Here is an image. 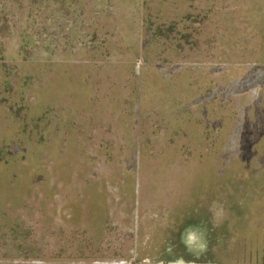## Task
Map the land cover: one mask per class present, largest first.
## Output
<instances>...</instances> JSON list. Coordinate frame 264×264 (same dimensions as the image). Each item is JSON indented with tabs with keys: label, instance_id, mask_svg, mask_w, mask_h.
Masks as SVG:
<instances>
[{
	"label": "rangeland",
	"instance_id": "rangeland-1",
	"mask_svg": "<svg viewBox=\"0 0 264 264\" xmlns=\"http://www.w3.org/2000/svg\"><path fill=\"white\" fill-rule=\"evenodd\" d=\"M97 1L0 0V140L22 138L0 148L50 174L17 196L0 186V264H253L264 247V0H152L165 36L146 47L150 60L129 46L138 32L104 27L131 20L135 1ZM40 64L53 68L39 78ZM87 66L103 101L46 102L53 116L36 126L34 94ZM147 72L145 97L129 92ZM241 103L247 116L233 126ZM228 130L252 139L248 157L239 146L222 160ZM95 189L105 210L89 213Z\"/></svg>",
	"mask_w": 264,
	"mask_h": 264
},
{
	"label": "trees",
	"instance_id": "trees-1",
	"mask_svg": "<svg viewBox=\"0 0 264 264\" xmlns=\"http://www.w3.org/2000/svg\"><path fill=\"white\" fill-rule=\"evenodd\" d=\"M136 1L135 3H137V1L139 2L140 0H134ZM142 1V9L145 7V9L143 10V22L144 25L146 27V29L149 32H138V34L136 35V41L133 45H129L131 49H141L145 52L144 55L146 56L147 60H150L149 55H152V52L150 53V51H148L146 49V47H148V44H150L151 42H157L160 43L159 39L161 40L162 36H165V32H160L161 30L157 27L156 25V20L157 18L155 16H160L162 17L160 14L157 13V9H151V2L152 0H141ZM154 2L156 0H153ZM144 3V4H143ZM164 17V15H163ZM162 17V18H163ZM189 17V16H188ZM187 17V18H188ZM164 22V21H163ZM168 24V23H167ZM171 28H173V24L170 23ZM170 30V29H169ZM149 39V40H148ZM151 41V42H150ZM160 44H158L157 46H159ZM150 48V45H149ZM155 52L156 58L152 59V61L158 59V56L161 55V53H157ZM149 54V55H148ZM41 63V62H40ZM21 65V64H20ZM52 64H40L38 67L40 68V70L38 71V77L40 78L41 75L50 72L47 70H52ZM88 67L86 68V73H80L79 76H70V80H66L65 78L62 77H58V83L57 86H53L51 81H48L47 84H49L47 90L48 92L47 95L46 93H41V94H34L36 97V103L35 105L33 104V110H29V112L31 113V118L35 120V125H38V121H42V119L44 117H46V115L49 117L53 116V112L52 109L53 107H46V102H53L51 103L52 106H54L53 104L63 98H66L68 96V100L70 101V99L72 98L73 101L78 105H84L85 102L90 99H92V101L96 100L94 97V94L92 92V87L93 85L91 83H88V79H90L91 76H93V74H90V71L88 72ZM133 75H135L134 71H131ZM51 74V73H50ZM50 74L48 76H50ZM129 74V72H128ZM152 73L147 72L146 73H142L139 77L138 83H137V79L133 80L131 82H129V84H127L128 87V91H135V90H140L142 93V98L145 97V94L148 93V89H150V87H152V83L153 81H150V79L152 78ZM26 79H30L31 76L30 74L26 76ZM57 78V76L55 77V79ZM92 81V80H91ZM26 82V80H25ZM72 85H69L70 83ZM9 83L11 85L12 80H9ZM78 83L80 86L79 92H76L75 90V84ZM128 83V82H127ZM127 90V89H126ZM125 90V91H126ZM123 91L119 96H123L124 92ZM39 93V92H38ZM127 92H125L126 94ZM253 92H251L252 94ZM250 92L245 93V97L247 99H249V96H251ZM23 95V94H22ZM147 98V97H146ZM97 101V100H96ZM94 101V102H96ZM112 103V100H110ZM90 102V101H89ZM262 102V100H261ZM259 101V105H264V96H263V103H261ZM88 103V101H87ZM95 104V103H93ZM77 105V106H78ZM247 104L246 103H241L237 106L236 110L228 111L230 112V114H233V119H231V121L234 123L233 126H238L242 123V120L245 116H247V111L245 110V112L243 111L244 109H247ZM21 108H24L23 103L20 102L19 103V107L17 108L18 110H20ZM242 108H244L242 110ZM19 115V113H17ZM50 118H48L47 120H45V126L47 127V125L49 124L48 120ZM222 119V118H221ZM127 121V119H126ZM56 126H54V128L56 130H58V126L57 124H55ZM21 129H19L20 131ZM18 129H16L15 134H17ZM40 133L38 135V139L40 140V144L37 145V151L36 153H40V149H43V143L41 141L46 140L47 139V135L45 137V134L47 133V129L45 130L44 128H40L39 129ZM55 132V131H54ZM227 132V131H226ZM13 135V133L7 137H3V135L1 136V143L0 144H4V145H8V143H12L15 142L16 144H20L22 142V138H20L19 135ZM226 135V134H225ZM61 139V138H60ZM236 139H239L238 141H235ZM245 139V138H244ZM244 139H241V135H239V131L235 130V131H229L228 130V134L227 137L225 138V141L222 142V146H221V154L220 156L223 158L222 160L224 161V159H228V160H234L233 158L237 159V153L243 152L241 150H239V146H246L244 148V151L247 155V157L249 156V152H250V147L252 145L251 144V138H247L248 140H246V144L244 143ZM243 141V142H242ZM26 143V142H25ZM224 143V144H223ZM46 146V145H45ZM48 146V145H47ZM46 146V147H47ZM40 147V148H39ZM127 147V146H126ZM135 147V146H134ZM28 148L32 149V146H30L28 144ZM127 148H133V147H127ZM134 149V148H133ZM11 147H1L0 148V186L6 184L8 187H10L11 185H14V190H15V186L18 184H22L23 186H27L30 183H34L35 184H39V185H43L46 184L45 182L48 181V179L50 178V174L49 172L46 170V166L43 164L44 162H42L41 160L35 161V162H29V161H23L21 160L19 157H16L14 153L11 152ZM244 153V154H245ZM24 157H26L24 155ZM23 157V158H24ZM133 158H130V160L135 159V154L132 155ZM220 157V158H221ZM66 162V161H64ZM60 166H63L62 164ZM227 167H230L229 165ZM55 167L52 168V172L54 173V171L56 170ZM30 172H32V177L29 176ZM71 174V173H70ZM69 174V175H70ZM55 175V174H54ZM35 177V178H34ZM34 180H31L33 179ZM92 184V183H91ZM92 187V186H91ZM47 189V187H46ZM92 190V189H91ZM15 194L13 196H17V192L15 190ZM7 195H9L7 193ZM1 196V194H0ZM89 196V197H88ZM7 198L9 196H6ZM84 198H86L87 204L85 206L86 212L88 211L90 212H96L98 211V209L100 210H105V204H103L105 202V198L103 193H99L96 189L91 191L89 194H85ZM104 207V209H103ZM70 214H71V218L75 219L77 216V210L74 206L70 205ZM261 256L258 257L256 259V261L253 264H264V247L261 248Z\"/></svg>",
	"mask_w": 264,
	"mask_h": 264
},
{
	"label": "crops",
	"instance_id": "crops-1",
	"mask_svg": "<svg viewBox=\"0 0 264 264\" xmlns=\"http://www.w3.org/2000/svg\"><path fill=\"white\" fill-rule=\"evenodd\" d=\"M97 2H101V0H99ZM104 3L105 2H101L100 4H104ZM119 4H121V3L120 2H117V5H119ZM106 5H109V3H107V2L105 3V8L107 9V6ZM129 5H131V3H129ZM141 5H142V1H139V2L135 3L133 7L130 6L128 9L124 10L125 16L127 18L131 19V20H128V19L127 20H124L123 19L121 22H116V24L115 23L113 24L112 22H108L109 25H105L104 24V27H106L108 29L110 27H115V28H113V31L112 32H149L146 29V27L144 25V22H143V14L144 13H143V9H142L143 6L141 7ZM105 18L106 17H104L103 19H105ZM103 19H98V20L101 22ZM105 20H106V23H107L108 19H105ZM124 23H127V24H125V25H127V27L125 25H123ZM118 28H120V29H118ZM88 80L91 83V80L90 79H88ZM121 93L122 92L118 93V95H112V97L107 98V99L108 100H115L116 98L120 97L119 95ZM87 101H88V99H87ZM89 101L91 102L92 99H90ZM98 101H103V99L98 100ZM98 101H96V102H98ZM88 105H89V102H88ZM113 107H115L114 104H113Z\"/></svg>",
	"mask_w": 264,
	"mask_h": 264
}]
</instances>
